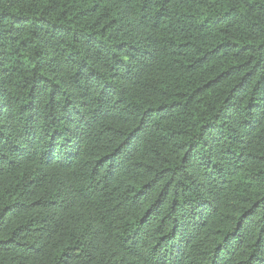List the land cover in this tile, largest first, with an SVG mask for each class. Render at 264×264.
Masks as SVG:
<instances>
[{
	"label": "trees",
	"instance_id": "obj_1",
	"mask_svg": "<svg viewBox=\"0 0 264 264\" xmlns=\"http://www.w3.org/2000/svg\"><path fill=\"white\" fill-rule=\"evenodd\" d=\"M0 264H264V0H0Z\"/></svg>",
	"mask_w": 264,
	"mask_h": 264
}]
</instances>
